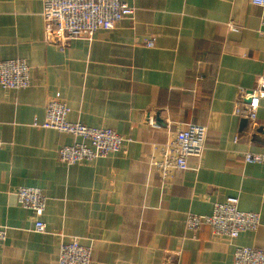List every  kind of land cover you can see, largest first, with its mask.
<instances>
[{"label":"crops","instance_id":"1","mask_svg":"<svg viewBox=\"0 0 264 264\" xmlns=\"http://www.w3.org/2000/svg\"><path fill=\"white\" fill-rule=\"evenodd\" d=\"M135 9L92 39L67 46L45 37L42 0H0V61L24 60L30 85H0V264H58L61 242L92 248L91 264H234L237 247L264 250V99L257 119L236 115L242 91L264 76V8L250 0H123ZM149 42L153 46H148ZM53 99L68 121L131 138L125 152L67 166L61 147L82 142L36 126ZM207 127L206 150L164 178L152 166L185 127ZM46 198L37 217L17 197ZM238 200L260 214L257 231L219 239L190 215Z\"/></svg>","mask_w":264,"mask_h":264},{"label":"built area","instance_id":"2","mask_svg":"<svg viewBox=\"0 0 264 264\" xmlns=\"http://www.w3.org/2000/svg\"><path fill=\"white\" fill-rule=\"evenodd\" d=\"M42 17L45 37L49 43L67 46L72 41L92 39L100 30H109L123 20H133L135 9L123 0H42ZM264 8V0H250ZM152 47L153 43L149 42ZM0 85L5 90H21L30 85V67L24 60L0 61ZM241 101L245 106H237L235 113L250 121L257 119L260 102L264 99V76L257 79L256 86L248 92L242 91ZM70 110L63 101L53 99L45 108V120L37 124L46 129L56 130L80 138L82 142L63 146L58 151L61 163L72 166L90 163L111 154L125 152L131 138L108 129L85 126L68 121ZM207 127L200 124H186L163 148L161 162H153L161 175L166 178L174 171L188 170V159L201 158L206 150ZM246 163H264V154L247 152ZM20 204L34 212L37 217L34 231L46 233V225L41 217L45 211L46 198L36 188H20L17 191ZM261 224L260 214L239 209L238 200L230 198L216 203L209 216L190 215L187 230L198 232L203 226L211 228L215 238L235 240L246 232H255ZM7 239V228L0 226V246ZM92 248L83 246L79 240L61 242L58 264H91ZM234 264H264V250L237 247Z\"/></svg>","mask_w":264,"mask_h":264}]
</instances>
